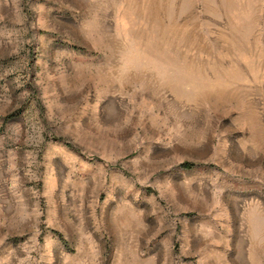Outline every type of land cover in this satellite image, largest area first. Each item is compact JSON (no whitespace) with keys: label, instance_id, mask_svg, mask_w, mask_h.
Returning <instances> with one entry per match:
<instances>
[{"label":"rangeland","instance_id":"obj_1","mask_svg":"<svg viewBox=\"0 0 264 264\" xmlns=\"http://www.w3.org/2000/svg\"><path fill=\"white\" fill-rule=\"evenodd\" d=\"M0 264H264V0H0Z\"/></svg>","mask_w":264,"mask_h":264}]
</instances>
